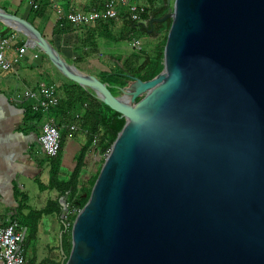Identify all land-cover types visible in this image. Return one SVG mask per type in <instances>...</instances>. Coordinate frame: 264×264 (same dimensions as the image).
Wrapping results in <instances>:
<instances>
[{
  "label": "water",
  "instance_id": "1",
  "mask_svg": "<svg viewBox=\"0 0 264 264\" xmlns=\"http://www.w3.org/2000/svg\"><path fill=\"white\" fill-rule=\"evenodd\" d=\"M168 19L162 71L114 96L0 9L27 46L125 119L68 254L59 233V264H264V0H174L140 25Z\"/></svg>",
  "mask_w": 264,
  "mask_h": 264
},
{
  "label": "crops",
  "instance_id": "2",
  "mask_svg": "<svg viewBox=\"0 0 264 264\" xmlns=\"http://www.w3.org/2000/svg\"><path fill=\"white\" fill-rule=\"evenodd\" d=\"M133 1L137 4L145 2ZM54 2L67 13L70 10L82 12L98 10L103 0H54ZM54 2L0 0V9L29 21L57 49L66 62L94 75L100 81L103 80L104 72L116 69L114 57L123 59L128 55L137 54L138 51L129 41L110 38H98V51L95 53H88V47L75 49L76 39L72 34L67 32L53 34L55 24L61 20L56 13ZM36 4L38 11L34 12L32 6ZM124 8L120 7L119 16L115 20L114 32L117 34L120 30L125 31ZM0 39L10 40L9 53L19 46L26 45L25 36L3 22H0ZM21 40L23 41L21 45L15 44ZM39 82L55 83L59 99L63 96L62 88L59 86L70 84L49 59L42 57L37 48L27 46L26 54L15 71L0 70V222L3 223L13 219L22 221L30 209L40 210L49 200H56L59 203L60 197L67 199L65 196H59L56 190L48 188L49 163L46 160L48 156L39 142L45 114L34 111L31 106L35 101L24 97L25 90ZM39 113L41 116L37 117L35 114ZM51 117L56 122L60 120L54 118L52 114ZM79 137L78 134L70 135L65 140L61 149L60 179H67L74 167L75 157L81 148ZM88 156L89 154L85 159L86 164ZM37 226L35 241L27 239L28 233L24 226L22 248L26 259L33 264H43L46 258L60 261V217L56 214L43 215ZM0 264L3 263L0 261Z\"/></svg>",
  "mask_w": 264,
  "mask_h": 264
},
{
  "label": "trees",
  "instance_id": "3",
  "mask_svg": "<svg viewBox=\"0 0 264 264\" xmlns=\"http://www.w3.org/2000/svg\"><path fill=\"white\" fill-rule=\"evenodd\" d=\"M146 12L143 19L148 22L150 17H159L168 11L167 0H145ZM148 4V7H147ZM34 12L38 11V4L32 6ZM128 8L123 10V28L117 34L114 32L115 20L104 19L93 24L74 26L64 18L58 20L53 28V34L70 33L75 37V49L88 47V53L97 52V39L110 38L113 40L131 41L140 39L138 32L146 35V38H153L152 50L146 52L143 48L137 50V54L128 55L125 58L114 57L116 69L106 71L102 82L106 83L111 95L120 94V89L126 87L134 78L142 81L149 80L159 74L163 69V51L167 39V33L171 24L168 19L164 22L154 23L151 32L149 28H143L140 24L131 22L128 18ZM119 16V15H118ZM78 33V35H76ZM120 35V36H117ZM23 41H17L16 45H21ZM14 46V45H13ZM85 50H83L84 52ZM12 50L11 53H13ZM85 53V52H84ZM42 57L48 58L42 54ZM80 59V58H79ZM82 59V58H81ZM69 85H61L63 96L59 99V104L52 108L50 114L54 118H59L57 124L60 127V150L56 156H48L49 163L48 188L56 190L59 196L67 197L68 214L65 220H61L60 230H64L62 236V246L66 254L71 248V227L78 211L84 206L92 187L96 181L100 168L91 176L83 178V169L86 166V157L93 149L100 156L107 155L118 132L125 123V119L117 111L103 104L94 95L82 86L70 81ZM52 83V82H49ZM55 84V83H53ZM56 88L57 85L55 84ZM31 110V109H30ZM38 113V112H37ZM41 113V112H40ZM35 114L37 117L41 114ZM55 120V119H54ZM56 121V120H55ZM74 124L75 130L70 126ZM79 135L83 137V142L78 154L75 157L74 167L67 179L59 178L61 165V149L68 136ZM105 157L103 158L104 161ZM86 196H83V195ZM62 208L58 201L49 200L46 206L40 210L30 209L20 224L27 230V239L36 240L38 221L43 215L56 214L60 217ZM60 261L46 258L43 264H59Z\"/></svg>",
  "mask_w": 264,
  "mask_h": 264
},
{
  "label": "built area",
  "instance_id": "4",
  "mask_svg": "<svg viewBox=\"0 0 264 264\" xmlns=\"http://www.w3.org/2000/svg\"><path fill=\"white\" fill-rule=\"evenodd\" d=\"M51 1L54 2V0ZM54 7L59 19L64 18L77 27L93 24L99 20L117 18L120 7L128 8V18L131 22L137 24L147 23L143 19L146 6L142 3L137 4L133 0H103L100 9L89 12L70 10L64 13L56 3ZM129 43L136 50L141 47L139 39H132ZM10 49V40L0 39V70L5 72L15 71V68L26 54L27 46H19L14 49L13 53H9ZM24 97L35 101L31 106L34 111L45 114L39 142L47 156H56L60 150V127L50 114L52 108L59 104V96L55 84L39 82L34 87L27 88L24 92ZM70 128L75 130L76 126L72 124ZM23 231L24 228L18 220L0 222V261L3 264H33L26 259L22 248Z\"/></svg>",
  "mask_w": 264,
  "mask_h": 264
},
{
  "label": "rangeland",
  "instance_id": "5",
  "mask_svg": "<svg viewBox=\"0 0 264 264\" xmlns=\"http://www.w3.org/2000/svg\"><path fill=\"white\" fill-rule=\"evenodd\" d=\"M167 3H168V8L172 9L174 0H167ZM143 4L146 6V2H143ZM147 7H148V4H147ZM138 34L140 37L139 40L141 42L140 48H143V50H145L146 52L152 50V47L154 45L155 40L153 38H149V37L146 38V35H144L140 31L138 32ZM37 49L40 50L39 48H37ZM40 52L47 57V55L45 53H43L41 50H40ZM78 140L82 144L83 137L80 136ZM104 157H106V154H105V156L104 155L100 156V154H98L93 147V149L90 151L89 156L87 158V164H86L85 169H84L83 178H86V177L94 174L101 167ZM45 220H47V219H45Z\"/></svg>",
  "mask_w": 264,
  "mask_h": 264
},
{
  "label": "bare ground",
  "instance_id": "6",
  "mask_svg": "<svg viewBox=\"0 0 264 264\" xmlns=\"http://www.w3.org/2000/svg\"><path fill=\"white\" fill-rule=\"evenodd\" d=\"M7 23L11 24L12 26H15V27L17 26L18 27V25H15V24L11 23L10 21H8Z\"/></svg>",
  "mask_w": 264,
  "mask_h": 264
}]
</instances>
